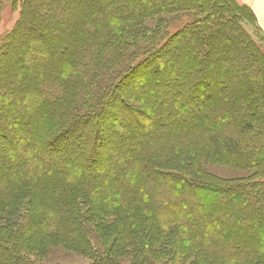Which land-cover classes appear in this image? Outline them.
I'll return each instance as SVG.
<instances>
[{"label": "trees", "instance_id": "16d2710c", "mask_svg": "<svg viewBox=\"0 0 264 264\" xmlns=\"http://www.w3.org/2000/svg\"><path fill=\"white\" fill-rule=\"evenodd\" d=\"M11 1L19 17L0 44V264H58L52 249L90 264H264L253 10L236 0ZM183 13L192 22L168 36ZM210 162L247 174L222 180L203 168Z\"/></svg>", "mask_w": 264, "mask_h": 264}, {"label": "rangeland", "instance_id": "374dc122", "mask_svg": "<svg viewBox=\"0 0 264 264\" xmlns=\"http://www.w3.org/2000/svg\"><path fill=\"white\" fill-rule=\"evenodd\" d=\"M236 1H238L239 4L245 5L246 7H249L250 9H252V7L249 5L251 0H240V1L236 0ZM177 16L180 17L179 18L180 20H176V22H173L167 28L168 36H170V37H172L173 35L177 34L181 30H183V28H185V26H187L188 24H190L192 22V18L187 16V14L183 13L181 15L178 14ZM18 17H19V9L13 10L12 1L11 0H5L3 2V7H2L1 13H0V44L3 41V39L5 38L6 34L13 29ZM251 19L254 20L253 18H251ZM245 29H246L247 33L252 37V39L256 42L260 51L262 53H264V32L260 29V27L258 26V23L255 22V24H253V25L245 24ZM37 53H38V51H34V52L26 51L25 53H23L22 57H23V59H27L29 56H33ZM234 61L235 62L239 61V58L234 59ZM240 71L243 72L244 75L242 74V76L243 77L245 76V79L247 82L252 83V84H254V83L256 84L259 82L258 79L260 78V76H257V80H256V78L254 79V78L250 77V71H248L247 69H245V70L240 69ZM235 73L236 72H231V75L234 76ZM238 75H241V72ZM6 76L7 75H5V77ZM262 80L264 81V79H262ZM233 81L234 80H232V82ZM260 103L261 102L258 100V102H257L258 108L261 107ZM195 106L196 105H194V107ZM195 109H196V107H195ZM73 147H74L73 145H70V147H68V148L71 149ZM77 148H79V146ZM80 150L81 149H79V151ZM77 153L78 152H76V154L74 156H75L76 160H78L80 162L81 158L79 155L76 156ZM203 168L206 169L207 171H209V173L212 174V176H215L216 178H219V179L222 178V180H235L238 178L245 177L247 174L246 172L244 173L241 170L233 169V168H231V167H229L223 163L222 164H213L211 162L205 163L203 165ZM6 170H9V169H6ZM214 200H215L214 198L213 199L211 198V201H214ZM257 217H260V215L250 216V219L253 221H256L255 219ZM261 233H259L258 229H255L253 232V234L256 235L257 238L259 236L261 238V236H262ZM261 257H264V256H261V254H260V258ZM47 258L49 259V261L58 262V264H90V261L87 258H84V257L79 256L77 254L67 253L64 250H59V249H52L49 252V254L47 255ZM174 261H175V259L170 260L169 263L177 264L176 263L177 261L176 262H174ZM207 261L209 264H222V262H220L219 260H214L212 258L207 260ZM230 264H233V263H230Z\"/></svg>", "mask_w": 264, "mask_h": 264}, {"label": "crops", "instance_id": "0c3cea01", "mask_svg": "<svg viewBox=\"0 0 264 264\" xmlns=\"http://www.w3.org/2000/svg\"><path fill=\"white\" fill-rule=\"evenodd\" d=\"M249 5L256 16L258 26L264 32V0H251Z\"/></svg>", "mask_w": 264, "mask_h": 264}]
</instances>
